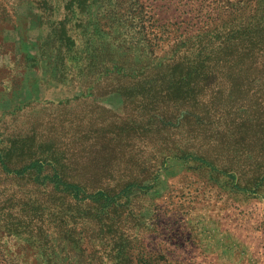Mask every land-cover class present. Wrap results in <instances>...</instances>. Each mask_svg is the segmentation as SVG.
<instances>
[{
	"label": "rangeland",
	"instance_id": "rangeland-1",
	"mask_svg": "<svg viewBox=\"0 0 264 264\" xmlns=\"http://www.w3.org/2000/svg\"><path fill=\"white\" fill-rule=\"evenodd\" d=\"M44 237L264 264V0H0V264Z\"/></svg>",
	"mask_w": 264,
	"mask_h": 264
},
{
	"label": "trees",
	"instance_id": "trees-1",
	"mask_svg": "<svg viewBox=\"0 0 264 264\" xmlns=\"http://www.w3.org/2000/svg\"><path fill=\"white\" fill-rule=\"evenodd\" d=\"M128 46L129 45L127 44V42L119 41L118 44L115 45V49L117 50V52L124 54L127 50L130 49ZM121 69H124V67H121ZM127 69L129 68L127 67ZM65 186L72 190L76 189V186L74 185L66 184ZM41 243L43 244V247L39 251V255L41 256V260L44 262V264H60L59 259L61 252H58V249H55L53 247L52 240L50 238L44 237L41 240Z\"/></svg>",
	"mask_w": 264,
	"mask_h": 264
}]
</instances>
